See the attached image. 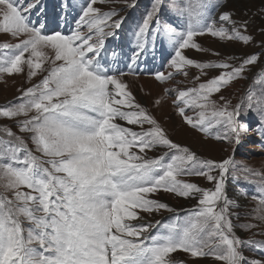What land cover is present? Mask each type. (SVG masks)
Segmentation results:
<instances>
[{
	"label": "snow or ice",
	"instance_id": "6c2138e0",
	"mask_svg": "<svg viewBox=\"0 0 264 264\" xmlns=\"http://www.w3.org/2000/svg\"><path fill=\"white\" fill-rule=\"evenodd\" d=\"M98 2L121 0H83L78 11L72 0H64L52 17L42 0H0V34L17 41L2 45L10 54L0 56V74L27 68L28 81L41 76L19 89L16 101L0 106V118L9 121L0 124V264H188L177 261L178 252L221 264H264L244 255L246 246L264 251V240L236 234L232 217L239 216L232 208L239 202L225 189L228 175L254 186L256 203L248 216L255 223L241 227L259 228L264 168L238 164L234 147L232 155L215 161L173 142L126 80L141 74V58L147 59L149 49L168 48L169 70L147 72L156 81L187 77L193 67L200 72L193 87L165 90L169 96L177 93L172 103L184 123L206 137L215 132L214 139L230 146H238L250 131L264 142V39L257 42L248 32L254 21L220 11V0H152L131 32L134 47L125 71L119 66L126 55L122 47L111 58L106 54L126 17L116 8L103 12ZM69 10L76 12L75 26L65 31ZM258 32L264 37V26ZM205 35L260 51L241 56L213 52L220 58L216 62L189 57L185 50L207 51L198 42ZM257 65L259 73L253 72ZM208 70L218 74L200 82ZM248 73L259 79L238 103L219 95ZM253 114L255 128L245 120ZM160 149L161 155H148ZM193 176L213 187L181 179ZM161 191L193 198L196 204L167 224L146 222L141 213L175 211L157 198Z\"/></svg>",
	"mask_w": 264,
	"mask_h": 264
},
{
	"label": "rangeland",
	"instance_id": "374dc122",
	"mask_svg": "<svg viewBox=\"0 0 264 264\" xmlns=\"http://www.w3.org/2000/svg\"><path fill=\"white\" fill-rule=\"evenodd\" d=\"M83 0H72L78 11ZM135 3L136 7H124L122 0L120 3H97L103 12H109L113 8L119 11L121 16L126 17V21L123 25V30L120 36L116 39H110L108 42V53L106 54L111 58L112 52L119 51L120 47L123 48V52L126 55L121 56L120 67L121 69L127 71V56L130 55L129 49L134 47L131 43V32L136 27V24L141 20L143 14L147 9L151 7L152 0H130V3ZM42 4L47 9V14L49 17L54 16L56 13L60 12L64 0H42ZM221 8L220 11H230L235 14V19L240 20L242 17H246L254 23L248 29V32L254 36V39L259 42L264 37L259 35L258 29L264 26V0H220ZM70 11V23L64 26V30L67 31L70 27H74V20L72 17L76 15L75 11ZM36 12H33L32 18L36 19ZM17 41L11 39L5 34H0V56L10 54V50H4L2 45L4 43L14 44ZM198 42L201 47L207 51L197 52L196 50H185L186 54L198 61H211L216 62L219 57L212 55L213 52H220L224 56L236 55L241 56L243 54L258 52L260 51L255 45L244 46L238 43H227L220 42L218 39L211 36L205 35L198 38ZM170 49L165 48L163 51L157 47L155 53L149 49L146 54L147 59L141 58L142 63L140 65V75H129L132 78L127 79L130 89L133 91L137 99L149 110V112L157 119L161 126L166 130L169 137L173 142H176L182 146H187L191 151L197 153L201 158L212 159L215 161H220L232 155L233 147L235 148V160L238 164H244L252 168L259 170L264 168V147L261 146L262 142L260 137L256 135L255 131H250L247 135L243 136L240 144L230 146L226 143L218 141L213 138L215 132L212 136L206 137L202 132L191 128L186 123H184L183 118L180 117L176 111L172 100L175 99L177 95L176 92H172L169 96L166 93V89L174 88L184 90L194 86L193 77L200 75V72L196 68L188 69L189 75L185 77L182 74H176L174 79L171 81L160 82L156 81L153 75L147 74L148 71H165L167 69V53ZM260 65H257L253 72L259 73ZM27 68H25V73L21 74H0V106H6L9 102H14L20 96L19 89L27 88L31 84L37 83L41 76L38 75L34 77L31 81L26 78ZM218 74V70H208L207 77H201V81L213 77ZM247 79H237L231 83L226 89L222 90L219 95H223L232 104H236L240 99L247 93L250 86L254 84V81L259 79V76H253L252 73H248ZM139 77L145 78L140 80ZM143 82V83H141ZM198 83V82H196ZM216 98V94L213 95ZM161 100L160 104H156V100ZM188 115H195L193 110H188ZM247 123L251 124L253 128L257 123V117L255 114L245 117ZM9 121L0 118V124H8ZM122 124L124 122H121ZM128 126V125H125ZM133 127L134 130H139L137 126ZM147 127V125H145ZM13 131L16 128L13 127ZM30 146V145H29ZM163 149L148 152L149 156H159L162 154ZM181 179L187 180L189 182H194L201 188H212L213 185L210 184L203 177H181ZM225 189L226 195L239 202V207H233L232 211L238 214L232 217L233 224L235 225L236 234L245 240H264V235H254V233L264 231V223L260 225L259 228H253L252 230H245L241 225L248 223H255V221L248 216L249 211L254 208L255 201L251 199V196L256 192L254 186L250 183H246L243 180H235L231 175L225 177ZM247 192L248 196L245 197L243 194ZM157 198L162 202L167 203L174 212H169L167 210H161L160 212L147 214L141 213L144 216L146 222L155 223L159 220L162 224H167L171 219L175 218L177 215L184 216L186 213L190 212L193 206L196 204V200L193 198H182L178 197L173 193L161 191ZM156 230H153V234ZM244 255L248 258L264 259V251H258L251 247L243 248ZM177 261H187L188 264H221V262L215 261L211 257L206 258H191L187 253L178 252L174 254Z\"/></svg>",
	"mask_w": 264,
	"mask_h": 264
},
{
	"label": "bare ground",
	"instance_id": "6f19581e",
	"mask_svg": "<svg viewBox=\"0 0 264 264\" xmlns=\"http://www.w3.org/2000/svg\"><path fill=\"white\" fill-rule=\"evenodd\" d=\"M130 78H132V76H127V77H126V80H127V79H130ZM139 79H140V80H144L145 78H143V77H139ZM141 83H143V82H141Z\"/></svg>",
	"mask_w": 264,
	"mask_h": 264
}]
</instances>
